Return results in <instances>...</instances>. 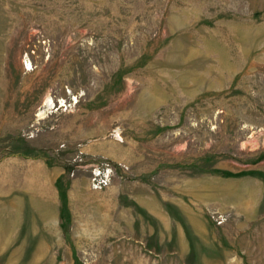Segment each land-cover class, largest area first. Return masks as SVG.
Here are the masks:
<instances>
[{
	"label": "rangeland",
	"instance_id": "rangeland-1",
	"mask_svg": "<svg viewBox=\"0 0 264 264\" xmlns=\"http://www.w3.org/2000/svg\"><path fill=\"white\" fill-rule=\"evenodd\" d=\"M0 264H264V0H0Z\"/></svg>",
	"mask_w": 264,
	"mask_h": 264
}]
</instances>
